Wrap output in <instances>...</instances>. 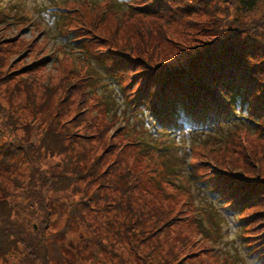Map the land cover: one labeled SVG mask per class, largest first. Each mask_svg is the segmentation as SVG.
Returning a JSON list of instances; mask_svg holds the SVG:
<instances>
[{"label": "rangeland", "instance_id": "obj_1", "mask_svg": "<svg viewBox=\"0 0 264 264\" xmlns=\"http://www.w3.org/2000/svg\"><path fill=\"white\" fill-rule=\"evenodd\" d=\"M256 2L247 14L241 9L239 20L264 21V0ZM5 5L0 2L1 14ZM52 5L56 8L50 12ZM17 7L8 24L0 22V144L16 149L9 154L10 162L0 163V234L7 229L20 243L15 241L14 252L2 250L3 257L0 249V264H45L40 239L51 234L53 221L57 230L64 227L66 217L60 219L59 214L72 205L91 226L87 232L74 226L65 237V264H89L77 254L92 250L85 248L92 241L88 232L102 244L98 257L107 264H254L242 247L245 229L221 208L224 201L196 182L206 181L204 175L214 163H233L244 170L248 162L256 169L255 161L261 160L264 171V135L221 129L202 139V130L195 135L196 143L188 139L182 144L190 145L191 152L180 153L175 144L153 136L150 128L142 132L148 113L124 104L131 96L124 90L122 98V76L114 77L100 58L106 48L131 49L134 54L142 47L152 49V43L142 42L151 37L143 39L135 22L149 25L153 20H137L130 8L124 11L114 0H23ZM200 14L182 23L153 22L175 35L170 38H181L193 32L191 23ZM80 34L90 40H80ZM107 36H115L113 45L103 40ZM23 65L31 69H21ZM64 132L73 138L66 139ZM146 139L155 149L138 143ZM58 141L83 151L95 180H67ZM157 147L171 150L156 152ZM108 177L129 179L132 188L141 180L145 201L160 203L163 217L126 220L111 204L107 208L97 198L109 188L95 181ZM66 186L73 190L60 192ZM83 201L89 208L79 205ZM47 218L51 226L45 231ZM157 218L162 221L156 224ZM118 239H132L136 250H127Z\"/></svg>", "mask_w": 264, "mask_h": 264}, {"label": "trees", "instance_id": "obj_2", "mask_svg": "<svg viewBox=\"0 0 264 264\" xmlns=\"http://www.w3.org/2000/svg\"><path fill=\"white\" fill-rule=\"evenodd\" d=\"M21 1L23 0H0L7 4L3 13H0V22L8 24L7 20L14 16ZM114 1L116 5L124 6L120 7L124 11L125 8H130L131 16H137V20L147 18L153 21L173 20L182 23L186 18L201 13L197 20L191 23L190 28L193 32H187L181 38H170L175 35L166 33L161 25L154 26L153 21L149 25H142V22L136 21L138 29L144 32L143 39L151 37L150 40L146 39L142 42L148 45L152 43V49L145 50L142 47V50H138L136 54L131 53V49L128 50L131 53L129 54L123 49L115 48L114 50L106 48L100 52V58L107 64L108 71L114 77H117V74L122 76L123 87H121L122 82L119 81L122 98L126 95L131 96L128 101L123 99L124 104L132 105L138 110L144 109L148 113L147 119L143 122L142 132L145 128H150L153 136L164 137L161 131H182L181 126H184V120L188 119V124L192 127L187 129L192 132L183 130L182 133L185 140L189 139L192 143L194 141L196 143L199 138L195 136L197 131L202 130L205 131L201 135L202 139L213 136L221 129H225L226 132L238 130L260 132L264 135V33L261 31L264 21L239 20L243 18L241 9L247 14L255 7L257 0ZM53 6L55 5H52L48 11L51 12L56 8ZM99 35L100 32L97 33V38ZM82 36L88 35L80 34V40H90ZM103 40L113 45L116 38L107 36ZM167 43L169 46L164 48ZM26 67L23 65L21 69H31ZM31 72L29 71L28 74ZM124 90L126 95L123 94ZM152 127H156L157 131ZM64 136L66 139L73 138L66 132ZM139 141L141 145L152 148L155 146L154 143L149 145L147 141ZM171 141L178 144L176 148L179 152L181 149L184 153L191 152L190 145L184 150L180 146V140ZM70 144L71 142H68L63 146L62 142L58 141L56 146L58 154L62 155L65 161L63 173L70 176L67 180L74 181V177L85 178L84 176L91 177V181L95 180L96 173L87 157L82 155L83 151L78 152L70 147ZM168 150L171 149L156 148V152ZM15 152L16 149H9L0 144V163L3 164L5 160L10 162L9 154ZM85 160L88 164H84ZM255 162L258 166L256 169L248 162L244 170L236 169L233 163L222 162L221 165L214 163V167L204 175L206 181L200 180L196 184L214 198L224 201L221 208L227 209L231 217L237 219L241 229L247 232L242 234L244 243L242 247L248 257L252 258L255 264H264V171L258 164L261 160ZM192 179L195 180V177ZM97 181L107 184L109 188H106L107 193L101 194L97 199L105 202L107 208H110L111 204L113 208L110 209L123 215L126 220L136 217L145 222L150 217H163L162 212L165 210L160 203L148 204L145 201L144 194L141 193L143 187L141 180H135L136 186L133 188L129 179L116 181L115 178L108 177V179L99 178L95 183ZM70 190L73 189L66 186L60 189V192ZM136 190L138 194L134 195ZM87 204V201H83L79 205L86 209L89 208ZM100 209L103 210V207ZM45 210L48 208L45 207ZM81 211L74 209L72 205L69 212L60 213V219L66 217L64 227L57 230V220L53 221L51 234L40 239L44 246L45 264H65L63 253L68 252L64 244L65 237L70 236L74 226L83 232L89 230L91 225L86 223ZM43 213L45 214V211ZM52 214L54 216V213ZM161 221L162 219L157 218L155 223ZM142 224L134 223V225ZM43 226L45 231L50 228L48 218L43 222ZM5 230L7 233L0 234L1 257H3L2 250L9 248L10 252H14L12 247L16 246L15 241L18 245L20 243L7 229ZM88 235L92 241L85 248L92 250L86 253L84 251L82 254L77 253L79 259L89 264H107L104 259L98 257V253L102 252V244L95 240L97 236L95 237L91 232H88ZM126 240L118 239V243H126L127 245L124 246L129 251L136 250L131 242L132 239ZM86 241L87 239L80 241L77 251ZM105 253L107 254L108 251Z\"/></svg>", "mask_w": 264, "mask_h": 264}]
</instances>
